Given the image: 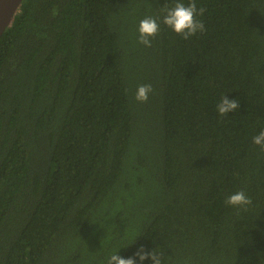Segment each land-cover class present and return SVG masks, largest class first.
I'll use <instances>...</instances> for the list:
<instances>
[{
    "label": "trees",
    "instance_id": "16d2710c",
    "mask_svg": "<svg viewBox=\"0 0 264 264\" xmlns=\"http://www.w3.org/2000/svg\"><path fill=\"white\" fill-rule=\"evenodd\" d=\"M176 2L22 1L0 36V264L141 246L164 264H264V0H195L204 32L160 23L139 44L140 20ZM224 95L239 108L221 117ZM241 189L247 211L225 204Z\"/></svg>",
    "mask_w": 264,
    "mask_h": 264
},
{
    "label": "clouds",
    "instance_id": "9594fccd",
    "mask_svg": "<svg viewBox=\"0 0 264 264\" xmlns=\"http://www.w3.org/2000/svg\"><path fill=\"white\" fill-rule=\"evenodd\" d=\"M205 12L204 8H197L195 0L186 6L180 0L169 7L165 4L161 8L162 19L157 17L148 16L140 20L138 26V43L146 48L152 46V40L158 35L160 31V23L173 30L176 34L180 35L184 40H189L198 31L204 32L205 25L199 19L198 16H203ZM54 16L57 14L56 10L52 13ZM153 91L151 84L139 85L135 99L139 102H147L149 94ZM239 108V101L229 100L225 95L221 97L220 102L216 105L218 114L223 117L226 116L230 111H236ZM252 142L260 147V150L264 152V129H262L257 135L253 136ZM225 204L242 209L248 210V206L252 204V199L249 197L244 190H238L235 193L230 194L225 200ZM164 253L157 252L153 249L148 252L141 246L133 257L122 258L119 255L113 254L107 258V264H136L138 258L141 264L146 259H150L153 264H164Z\"/></svg>",
    "mask_w": 264,
    "mask_h": 264
},
{
    "label": "water",
    "instance_id": "95a60500",
    "mask_svg": "<svg viewBox=\"0 0 264 264\" xmlns=\"http://www.w3.org/2000/svg\"><path fill=\"white\" fill-rule=\"evenodd\" d=\"M23 0H0V36L7 29L18 13Z\"/></svg>",
    "mask_w": 264,
    "mask_h": 264
}]
</instances>
